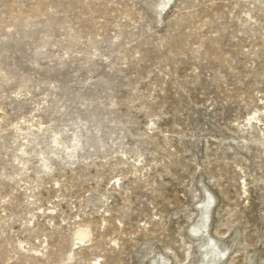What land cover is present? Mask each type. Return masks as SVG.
<instances>
[{
    "label": "rangeland",
    "instance_id": "obj_1",
    "mask_svg": "<svg viewBox=\"0 0 264 264\" xmlns=\"http://www.w3.org/2000/svg\"><path fill=\"white\" fill-rule=\"evenodd\" d=\"M0 264H264V0H0Z\"/></svg>",
    "mask_w": 264,
    "mask_h": 264
}]
</instances>
